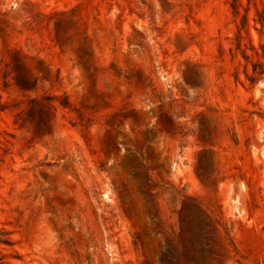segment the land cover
<instances>
[{"label": "rangeland", "instance_id": "374dc122", "mask_svg": "<svg viewBox=\"0 0 264 264\" xmlns=\"http://www.w3.org/2000/svg\"><path fill=\"white\" fill-rule=\"evenodd\" d=\"M0 238V264H264V0H0Z\"/></svg>", "mask_w": 264, "mask_h": 264}, {"label": "trees", "instance_id": "16d2710c", "mask_svg": "<svg viewBox=\"0 0 264 264\" xmlns=\"http://www.w3.org/2000/svg\"><path fill=\"white\" fill-rule=\"evenodd\" d=\"M255 73L257 72L256 67L254 66ZM42 101H45L46 105L53 110H57L58 107L70 108L71 102L67 95H62L58 97L57 95H46L42 97H35L30 101V104H39ZM1 242L10 243V240L7 238H0Z\"/></svg>", "mask_w": 264, "mask_h": 264}]
</instances>
